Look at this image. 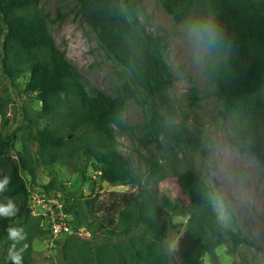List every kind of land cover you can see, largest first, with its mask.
Returning <instances> with one entry per match:
<instances>
[{"label":"trees","instance_id":"16d2710c","mask_svg":"<svg viewBox=\"0 0 264 264\" xmlns=\"http://www.w3.org/2000/svg\"><path fill=\"white\" fill-rule=\"evenodd\" d=\"M39 2L0 0V84L7 78L18 86L22 78L21 93L41 104L39 109L24 111L21 149L16 155L11 153L13 137L0 133V181L8 179L0 191V204L11 200L16 208L12 216L0 214V264H16L13 254L21 256L20 264H37L34 240H50L42 218L31 214L39 167L49 175L48 183L40 185L47 190L65 182H57V168L68 166L79 180L87 181L91 191L72 195L67 190L63 199L73 228L89 232V236L71 234L56 241L65 264H172L167 242L177 229V215L188 217L179 241L181 264H205L204 256L228 239L249 246L229 215L218 219L206 179L186 187V200L172 183L160 184L165 166L158 150L170 141L186 144L188 136L171 114L173 74L163 40L139 18L134 1L75 0L98 44L128 74L115 95L101 89L88 91L83 74L51 36L46 18L37 9ZM161 2L175 21L207 13L219 21L230 47L207 58V79L230 124L232 142L251 153L264 174V0ZM130 100L145 107L138 132L124 119ZM1 108L0 97V112ZM116 135L136 141L135 153L146 164L147 177L119 150ZM91 171L102 174L93 178ZM105 181L136 186V190L115 192L112 201L97 207L98 190ZM10 227L20 235L11 238Z\"/></svg>","mask_w":264,"mask_h":264},{"label":"rangeland","instance_id":"374dc122","mask_svg":"<svg viewBox=\"0 0 264 264\" xmlns=\"http://www.w3.org/2000/svg\"><path fill=\"white\" fill-rule=\"evenodd\" d=\"M133 1L139 18L163 40L164 56L173 74L169 91L171 114L175 123L188 136L186 144L177 146L174 141H170L158 150L165 166V178L160 184L172 183L178 188L177 193L186 200V187L192 181L206 179L211 186L218 219L224 220L229 215L235 231L248 241L249 246H245L236 245L228 239L204 256L205 264H264L262 166L245 148L232 142L230 124L221 114L222 104L207 79V58L196 59L184 39L186 21H175L165 11L161 0ZM37 9L46 18L48 30L58 48L85 77L88 91L101 89L115 95L128 79V74L98 44L95 33L82 20L75 0H40ZM18 83L17 86L3 78L0 84V133H8L13 137L15 148H11L12 155L21 149L24 111L39 109L41 106L35 98L21 93L24 87L22 78ZM144 109L135 100L128 101L126 105L124 119L135 126L137 132L144 121ZM116 139L119 150L131 158L143 177H147L146 164L135 153L136 141L127 135H116ZM57 169V182L71 181L69 191L72 195L82 191L86 195L91 193L87 181L79 180L68 166H58ZM95 172L91 173L92 177ZM197 172H201L202 176ZM22 175L30 181L26 171ZM37 181L38 185L49 181V175L41 167L38 168ZM135 190L136 186L102 184L95 205L98 207L112 201L115 192L128 194ZM187 221V216H174L177 229L171 232L167 242L172 264H181L179 241ZM42 222L41 226L46 230ZM81 232V236H89L86 229L81 228ZM33 248L39 253L37 264H65L60 246L49 248L46 241L36 238Z\"/></svg>","mask_w":264,"mask_h":264},{"label":"clouds","instance_id":"9594fccd","mask_svg":"<svg viewBox=\"0 0 264 264\" xmlns=\"http://www.w3.org/2000/svg\"><path fill=\"white\" fill-rule=\"evenodd\" d=\"M184 39L190 52L198 60L211 58L213 55L219 54L221 51H226L230 47L225 43V37L220 23L212 13L199 14L187 19L184 25ZM7 184V178L0 181V191ZM15 211V205L11 200L6 205L0 204V214L4 216H12L15 214ZM7 231L11 238L20 235L12 227ZM21 238L23 239V237ZM11 258L16 264H20V255L13 254Z\"/></svg>","mask_w":264,"mask_h":264},{"label":"built area","instance_id":"2783aa9c","mask_svg":"<svg viewBox=\"0 0 264 264\" xmlns=\"http://www.w3.org/2000/svg\"><path fill=\"white\" fill-rule=\"evenodd\" d=\"M101 174V171H96L93 178H97ZM71 187V181H65L60 187L50 190L40 185L33 186L31 214L40 216L44 221L42 223L47 227L45 229L49 232L50 237V240L46 242L49 248L54 247L57 240L68 235L82 234L81 229L73 228L63 201L67 190Z\"/></svg>","mask_w":264,"mask_h":264},{"label":"water","instance_id":"95a60500","mask_svg":"<svg viewBox=\"0 0 264 264\" xmlns=\"http://www.w3.org/2000/svg\"><path fill=\"white\" fill-rule=\"evenodd\" d=\"M103 184H104V185H105V184H109V182H108V181H105Z\"/></svg>","mask_w":264,"mask_h":264}]
</instances>
